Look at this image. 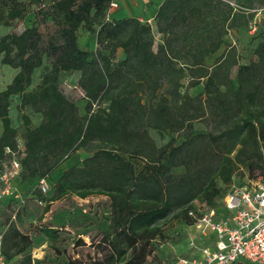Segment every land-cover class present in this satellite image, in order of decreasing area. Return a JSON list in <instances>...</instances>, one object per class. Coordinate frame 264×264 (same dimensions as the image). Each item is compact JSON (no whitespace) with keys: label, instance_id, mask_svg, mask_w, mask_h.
<instances>
[{"label":"trees","instance_id":"obj_1","mask_svg":"<svg viewBox=\"0 0 264 264\" xmlns=\"http://www.w3.org/2000/svg\"><path fill=\"white\" fill-rule=\"evenodd\" d=\"M111 1L0 0V25L10 27L25 17L30 5H36L57 27L48 38L37 26L0 38L2 63L18 70L0 91V175L9 157L7 150H19L18 132L10 115L12 99L19 97L21 110L31 106L43 117L38 127L24 134L21 163L25 173L21 178L30 183L36 180L38 185L48 178L55 193L52 201L70 195L81 199L105 195L110 200L111 223L98 244L103 247V258L91 264L125 263L141 241L164 236L160 222L176 208H182L177 217L193 226L195 218L189 212L200 215L194 200L220 209L217 198L223 202L230 186L246 177L245 172L237 175L242 165L251 169L249 176L264 175V40L249 64L225 63L222 57L215 65H207V59L225 45V37L249 24V19L244 24L242 20L252 14V0L240 1L242 5L237 7L224 0H165L155 16L157 31L164 37L157 51L149 22L107 20ZM81 28L96 34L100 46L96 53L81 48ZM235 45L231 42L229 47ZM119 50L125 57L117 61ZM45 59L51 60V66L40 84L30 90L34 73L45 65ZM234 66H238L236 85L230 78ZM186 71H190L193 87L206 80V97L197 98L200 109L213 111L225 123L212 141L220 144L225 140L227 150L219 157L217 172L204 184L188 173L181 177L173 174L184 163L178 162L179 154L190 141L174 147L172 138L166 146L158 147L150 135L151 129L174 133L187 126L192 133L193 118L187 106L194 98L180 94ZM75 72L80 73L79 86L87 101L84 115L61 88L62 74ZM164 81L175 86L173 99L181 102L177 114L166 97L153 103ZM88 149L92 156L85 164L64 171L52 185L51 174L72 154ZM217 179L228 186L226 190L218 187ZM42 233L57 238L54 229L45 228ZM5 243L8 262L21 257L20 264L40 263L32 256L33 240L16 226ZM67 264L86 263L75 259Z\"/></svg>","mask_w":264,"mask_h":264},{"label":"rangeland","instance_id":"obj_2","mask_svg":"<svg viewBox=\"0 0 264 264\" xmlns=\"http://www.w3.org/2000/svg\"><path fill=\"white\" fill-rule=\"evenodd\" d=\"M22 1L29 2V0ZM224 1L237 7V5H242L240 1L248 3L250 0ZM251 5L252 14H246L242 20L244 24L249 19V24L240 26L236 29V33L225 37V45L222 49L207 59L208 66L215 65L222 57L225 59V63L237 62L238 65L249 64L256 59L255 50L258 44L264 40V0H252ZM113 15L111 14L112 19ZM252 15L255 17L254 19H250ZM251 20L253 21L251 22ZM250 23L252 24L251 30ZM32 26H37L45 38H48L57 29L52 21L46 20V13L39 11L36 5H30L25 17L13 22L10 27L0 25V38L9 33H20L25 28ZM152 26L155 39L154 50L157 51L164 37L158 33L155 21L152 22ZM96 29L99 30L97 25ZM79 42L82 49L92 53H96L100 49L96 41V34L89 33L85 28H81L79 31ZM231 42L236 44L233 48L229 47ZM124 57L123 50H119L117 61L123 60ZM50 66L51 60L45 59V65L34 73V81L30 90L40 84L42 76ZM220 72L222 75L224 74L223 69ZM17 73L18 70L4 65L0 58V91L12 82ZM190 78V71H186L185 77L181 80L180 94L181 96L188 94L194 98L187 106V113L193 118L192 133L187 126V129L174 133L151 129L150 135L158 147L166 146L172 138L174 147L184 144L187 140L190 141L191 143L186 145L184 151L179 154L178 162L184 163L176 167L173 174L181 177L188 173L193 175L196 181L204 184L208 177L217 172L219 157L227 150L225 140H222L220 144L212 141V137L219 135L224 130L225 123L213 111L200 109V102L197 98L205 99L204 84L206 80L203 79L199 86L193 87ZM230 78L236 85L238 66L231 69ZM79 79V72L64 73L60 83L65 95L77 103L80 113L84 115L87 101L79 86ZM174 87L173 83L164 81L157 99H154L153 103L155 105L160 97H166L177 114L180 112L181 102L173 99ZM19 104V97H13L10 115L13 126L18 132L17 138L20 146L16 158L21 161L24 157V134L27 129L38 127L42 123L43 117L36 113L31 106L21 110ZM25 118H29L30 121L27 122ZM2 132L3 127L0 121V137ZM190 133L191 136L188 137ZM90 151V149L80 150L72 154L58 170L51 174L52 185L56 184L64 171L72 167H82L86 158L92 156ZM248 170L251 169L242 165L237 171V175L245 172V176H247L250 172ZM23 173L25 170L22 166L21 174ZM217 184L222 190H226L228 187L220 179H217ZM12 186L20 194L21 199H15L13 195L0 194V236H3V250L8 232L13 226H16L33 240L32 256L34 260L40 262L38 264H67L68 261L75 259L91 264L93 261L103 258V247L98 244L101 242L103 234L109 230L112 218L110 200L107 196L93 195L87 199H81L77 195H70L52 201L55 194L53 191L46 196L40 195L37 181L30 183L29 180L21 178V175L12 181ZM39 200H42L43 204H40ZM193 204L202 210L209 208L207 202L201 199L194 200ZM217 204L223 205L221 198H217ZM47 206L50 208L47 209ZM181 209L176 208L166 220L160 222L164 231L163 237L141 241L130 251L127 261L123 264H180L181 259H192L199 256L200 250L190 246L192 240H198L199 233L194 227L188 226L183 219L177 217ZM45 228L54 229L57 232V238L52 239L45 236L42 233ZM21 261L22 258L17 257L11 264H20Z\"/></svg>","mask_w":264,"mask_h":264},{"label":"built area","instance_id":"obj_3","mask_svg":"<svg viewBox=\"0 0 264 264\" xmlns=\"http://www.w3.org/2000/svg\"><path fill=\"white\" fill-rule=\"evenodd\" d=\"M118 7L116 0H112L108 21ZM18 152L7 150L9 157L3 162L0 175V194L13 195L15 199H21L12 186V181L22 173V163L16 158ZM38 188L44 196L52 192L48 178L42 179ZM199 212L200 215L195 211L189 214L195 218L192 227L199 233L198 240H192L190 246L198 248L200 254L192 259H181L180 264H235L239 261L264 264V175H247L230 186L220 209L199 208ZM2 242L3 236H0V264H11L5 257Z\"/></svg>","mask_w":264,"mask_h":264},{"label":"crops","instance_id":"obj_4","mask_svg":"<svg viewBox=\"0 0 264 264\" xmlns=\"http://www.w3.org/2000/svg\"><path fill=\"white\" fill-rule=\"evenodd\" d=\"M165 0H116L119 7L112 13L113 19L138 18L141 22L155 21L159 7ZM235 264H247L239 261Z\"/></svg>","mask_w":264,"mask_h":264}]
</instances>
